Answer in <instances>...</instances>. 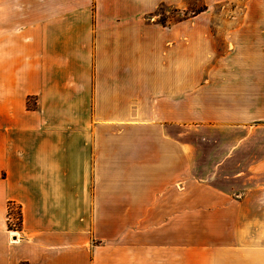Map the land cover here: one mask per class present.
Masks as SVG:
<instances>
[{"label": "crops", "instance_id": "0c3cea01", "mask_svg": "<svg viewBox=\"0 0 264 264\" xmlns=\"http://www.w3.org/2000/svg\"><path fill=\"white\" fill-rule=\"evenodd\" d=\"M183 2L0 0V264H164L184 216L240 214L264 169L242 159L264 124V0L152 17Z\"/></svg>", "mask_w": 264, "mask_h": 264}, {"label": "rangeland", "instance_id": "374dc122", "mask_svg": "<svg viewBox=\"0 0 264 264\" xmlns=\"http://www.w3.org/2000/svg\"><path fill=\"white\" fill-rule=\"evenodd\" d=\"M243 1L184 0L180 8L160 6L154 10L152 17L162 23L167 19L176 20L202 12L201 15L210 17H238L242 16ZM206 3L211 7L207 9ZM242 150V159L249 166L264 161V124L252 131L249 137L242 139ZM246 176L250 178L242 185V192L246 191L248 195H242V205L237 200L229 206L238 209L239 215L184 216L182 231L176 234L177 239L182 241L181 250H177V260L174 259V252L170 254L169 250L161 254L158 250H152L155 252L152 257L166 255L164 264H242V241L255 244L258 240L264 246V200L261 199L264 198V169L256 173L250 170ZM158 235L161 240H175L174 232Z\"/></svg>", "mask_w": 264, "mask_h": 264}, {"label": "built area", "instance_id": "2783aa9c", "mask_svg": "<svg viewBox=\"0 0 264 264\" xmlns=\"http://www.w3.org/2000/svg\"><path fill=\"white\" fill-rule=\"evenodd\" d=\"M6 230L10 235V240L16 241L21 230L22 218L20 207L14 202H7L6 206Z\"/></svg>", "mask_w": 264, "mask_h": 264}]
</instances>
